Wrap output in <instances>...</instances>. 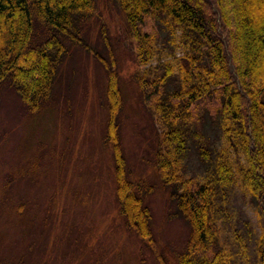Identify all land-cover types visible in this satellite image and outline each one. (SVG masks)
<instances>
[{
    "label": "rangeland",
    "instance_id": "1",
    "mask_svg": "<svg viewBox=\"0 0 264 264\" xmlns=\"http://www.w3.org/2000/svg\"><path fill=\"white\" fill-rule=\"evenodd\" d=\"M77 25L75 39L60 35L66 52L36 107L0 85V264H179L191 225L177 214L156 168L160 125L142 100L125 13L115 0H93L90 16ZM41 29L35 19L31 44L45 42ZM100 58L118 73L114 124ZM217 129H204L215 149L225 144ZM186 160L197 181L211 170L194 150ZM123 193L144 195L151 238L129 227ZM212 215L229 264H260L264 215L241 182Z\"/></svg>",
    "mask_w": 264,
    "mask_h": 264
},
{
    "label": "trees",
    "instance_id": "2",
    "mask_svg": "<svg viewBox=\"0 0 264 264\" xmlns=\"http://www.w3.org/2000/svg\"><path fill=\"white\" fill-rule=\"evenodd\" d=\"M115 2L137 43L142 100L160 125L155 148L159 177L177 214L191 225L178 262L229 264L212 215L216 204L238 181L264 215V0ZM92 8L93 0H0V85L8 83L36 107L66 52L60 35L75 39L78 21L88 18ZM35 19L48 34L41 45L31 44ZM100 59L108 69L109 121L114 124L121 107L118 73L114 64ZM208 126L218 127L224 139L219 149L205 133ZM193 150L211 168L202 181L188 175L186 159ZM121 197L129 227L151 238L144 195ZM257 255L264 264V232Z\"/></svg>",
    "mask_w": 264,
    "mask_h": 264
}]
</instances>
